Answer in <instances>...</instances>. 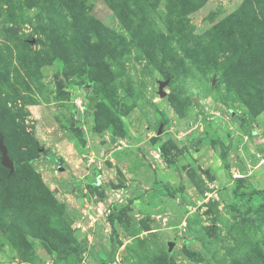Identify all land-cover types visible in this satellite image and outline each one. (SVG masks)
<instances>
[{
	"label": "rangeland",
	"instance_id": "rangeland-1",
	"mask_svg": "<svg viewBox=\"0 0 264 264\" xmlns=\"http://www.w3.org/2000/svg\"><path fill=\"white\" fill-rule=\"evenodd\" d=\"M0 133V264H264V0H0Z\"/></svg>",
	"mask_w": 264,
	"mask_h": 264
},
{
	"label": "trees",
	"instance_id": "trees-1",
	"mask_svg": "<svg viewBox=\"0 0 264 264\" xmlns=\"http://www.w3.org/2000/svg\"><path fill=\"white\" fill-rule=\"evenodd\" d=\"M73 86L75 88H78V89H83L82 85H73ZM211 141L216 142L219 145L220 150H221V157L225 161L226 157H227V154H226L227 148L224 145V143L220 139H212ZM17 166H18V163H15V168H17ZM178 189L179 190L182 189V185H179ZM232 192H233V195L239 196L241 198L242 197L250 198V197H253V196H264V188L263 189H252L250 191H239L238 183L235 185V187L233 188ZM128 202L130 203L131 199ZM128 204L125 207H123V209H121L120 211H117L114 216H109L107 218L109 224L111 225L112 230H114V220L117 219L120 216L121 213H123V212L128 210V208H129ZM102 264H104V263H102Z\"/></svg>",
	"mask_w": 264,
	"mask_h": 264
},
{
	"label": "water",
	"instance_id": "water-1",
	"mask_svg": "<svg viewBox=\"0 0 264 264\" xmlns=\"http://www.w3.org/2000/svg\"><path fill=\"white\" fill-rule=\"evenodd\" d=\"M165 85L164 82H160L159 85V94L161 96L165 95V91H163V86ZM163 124L161 123L158 127L157 134H160L162 132ZM0 164L8 169V175H10L14 171V163L13 160L9 157L8 150L6 145L3 142V136L0 133ZM169 250L172 249L173 243H168Z\"/></svg>",
	"mask_w": 264,
	"mask_h": 264
}]
</instances>
